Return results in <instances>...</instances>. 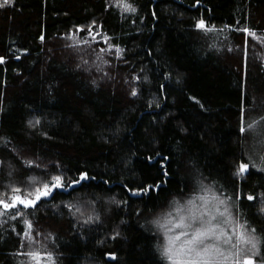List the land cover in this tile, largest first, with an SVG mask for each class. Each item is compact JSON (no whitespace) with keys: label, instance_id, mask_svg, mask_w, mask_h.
<instances>
[{"label":"trees","instance_id":"trees-1","mask_svg":"<svg viewBox=\"0 0 264 264\" xmlns=\"http://www.w3.org/2000/svg\"><path fill=\"white\" fill-rule=\"evenodd\" d=\"M0 59V200L60 177L0 205V264H168L203 190L264 263V0H10Z\"/></svg>","mask_w":264,"mask_h":264},{"label":"rangeland","instance_id":"rangeland-1","mask_svg":"<svg viewBox=\"0 0 264 264\" xmlns=\"http://www.w3.org/2000/svg\"><path fill=\"white\" fill-rule=\"evenodd\" d=\"M259 133L256 129L250 130L251 140L262 135ZM263 144L264 138L260 136L250 154L258 167L264 165L260 157ZM247 169L248 166L244 171ZM161 222L162 249L168 264H264L260 259L258 237L245 223L239 222L230 201L213 191L203 190L186 203L179 204ZM181 222L185 227H174ZM197 228L205 235L188 243ZM176 236L180 239H175ZM166 249H170L168 255H165Z\"/></svg>","mask_w":264,"mask_h":264},{"label":"snow or ice","instance_id":"snow-or-ice-1","mask_svg":"<svg viewBox=\"0 0 264 264\" xmlns=\"http://www.w3.org/2000/svg\"><path fill=\"white\" fill-rule=\"evenodd\" d=\"M7 3H10V0H3V3H0V7H3L4 4H7ZM127 10H130V11H135V9L131 8L130 6H128ZM197 27L198 28H205V25H204V22L201 20L198 24H197ZM207 30H211V29H207ZM2 59H0V63H2ZM246 168V165H241V170H244ZM81 179H84V177H81ZM55 182L51 185V188L49 187L48 184H44L43 185V188L46 190L44 192H40V189L37 188L36 191H37V195L35 197V200H22L20 199L19 197H16L15 200L12 202V203H5L3 200H0V205L3 206L4 209H9V208H14L16 207V201H19L20 204H23L24 207H28V206H34L35 205V202L40 200L41 199V196H47L49 194V191H51L52 189L54 188H57L60 186V177H55L54 178ZM18 191V189H17ZM249 199H252V197H248ZM5 213L3 212H0V215H4ZM183 219V218H182ZM190 219H195V217H190ZM168 223H171V221H168ZM191 226V225H189ZM30 227V226H29ZM174 227H177V228H183L185 227V225L183 224V222L181 223H178L176 225H174ZM185 235L187 233H184ZM205 235V233L203 231H201V229L197 228L192 236V239L188 241V243H194L199 237ZM171 239V238H170ZM175 239H180L179 236H176ZM227 242V241H226ZM251 242V241H249ZM255 246V245H253ZM170 249H166L165 250V255H168ZM171 258V257H169Z\"/></svg>","mask_w":264,"mask_h":264}]
</instances>
